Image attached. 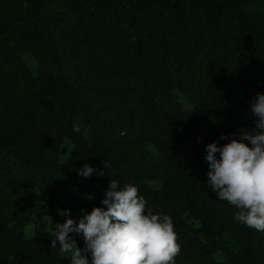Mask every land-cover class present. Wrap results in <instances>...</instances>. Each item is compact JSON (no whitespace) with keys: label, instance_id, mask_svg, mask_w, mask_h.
<instances>
[{"label":"trees","instance_id":"1","mask_svg":"<svg viewBox=\"0 0 264 264\" xmlns=\"http://www.w3.org/2000/svg\"><path fill=\"white\" fill-rule=\"evenodd\" d=\"M61 1L107 19L111 36L95 37L110 52L109 78L120 98L135 95L154 123L202 124L205 134L181 149L161 146L183 178L163 173L158 164L130 167L128 149L98 135L90 105L62 72L53 74L41 59L43 66L31 72L22 60L33 46L46 54L51 49L45 40L48 0H0V174L11 173L17 187L41 184L52 197L89 202L92 210L104 196L77 173L89 164L97 170L91 177L105 189L111 179L121 187L137 185L154 212L172 217L181 247L176 264H264V232L234 220L237 209L219 201L215 191L206 192L204 158L208 143L228 142L221 134L255 127L249 102L264 93V23L251 22L239 0ZM174 88L193 105L191 112L179 106ZM76 123L87 128V137L73 130ZM65 139L76 145L69 165L58 159ZM161 174L159 189L144 182ZM187 214L199 228L188 223ZM66 219L56 214L53 223ZM226 232L239 234L242 246L218 260ZM75 238L84 248L83 237ZM0 239L10 253L0 251V264H70L59 245L51 248L53 237L26 238L1 218Z\"/></svg>","mask_w":264,"mask_h":264},{"label":"rangeland","instance_id":"2","mask_svg":"<svg viewBox=\"0 0 264 264\" xmlns=\"http://www.w3.org/2000/svg\"><path fill=\"white\" fill-rule=\"evenodd\" d=\"M239 2L240 9L251 22L255 25L264 23V0ZM46 13L48 31L45 40L51 49L47 54L40 46L24 51L22 60L29 71H38L43 66L41 59L53 74L62 72L90 105L94 114L92 125L98 135L110 143L124 144L128 149L131 156L130 167L158 164L163 173L183 178L184 173L163 153L161 146L168 143L174 150L181 149L193 142L198 135L205 134V126L187 124L172 127L166 123L157 124L147 118L144 106L135 95L130 94L127 103L120 98L109 78V71L113 68L110 52L95 37V34L104 38L111 36L112 30L107 19L94 15L89 8L70 9L61 0H48ZM172 93L181 108L188 112L193 110V105L181 91L174 88ZM180 95L185 98L183 102ZM75 147L71 139L63 141L64 151L58 153L60 163H71ZM85 179L88 187L105 195L106 189L98 178L90 176ZM13 180L11 173L0 174V218L8 226L22 229L26 238L50 237L45 230L46 224L41 222L38 225L33 217L37 220L44 218L50 230L58 209H71V214H82L81 210L91 211L89 202L75 203L69 197H52L41 184L29 189L17 187ZM144 182L149 187L159 189L164 182L163 174L146 176ZM205 190L213 191L210 185ZM98 206H101V201ZM187 220L194 228L200 227L194 217L188 216ZM223 240L225 250L215 255L218 260L237 253L242 246L239 234L226 232ZM0 251L10 254L1 239ZM63 256L67 257V254Z\"/></svg>","mask_w":264,"mask_h":264},{"label":"clouds","instance_id":"3","mask_svg":"<svg viewBox=\"0 0 264 264\" xmlns=\"http://www.w3.org/2000/svg\"><path fill=\"white\" fill-rule=\"evenodd\" d=\"M179 98L182 102L185 99L182 95ZM249 103L256 117L253 129L221 134L220 139L227 143L206 145V183L219 201L237 209L234 220L264 232V93H257ZM73 130L88 135L87 128L79 123ZM96 171L85 164L77 173L87 178ZM138 192L137 185L121 187L111 179L101 206L90 212L81 210L79 218L71 215V209H58V214L67 219L55 224L52 220L50 230L44 218H33L38 225L46 224L45 230L53 237L51 248L59 245V253L67 254L70 264H176L181 247L172 217L154 212ZM76 236L83 237L84 248L78 246Z\"/></svg>","mask_w":264,"mask_h":264}]
</instances>
